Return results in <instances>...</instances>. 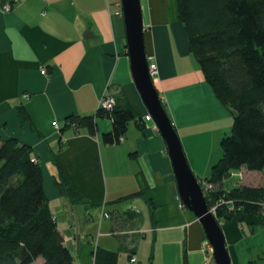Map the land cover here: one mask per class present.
I'll return each instance as SVG.
<instances>
[{
    "label": "crops",
    "instance_id": "obj_1",
    "mask_svg": "<svg viewBox=\"0 0 264 264\" xmlns=\"http://www.w3.org/2000/svg\"><path fill=\"white\" fill-rule=\"evenodd\" d=\"M140 4L145 52L157 69L154 85L191 170L203 180L221 157L233 116L190 51L174 0H146V9ZM119 10L120 0L0 6V139L15 137L31 147L75 264H95L97 246L117 252V264H216L199 220L178 197L159 130L144 121L148 111L131 75ZM104 95L135 115L118 143L101 139L111 129L108 118L97 119L93 135L85 127H62L68 115L94 113ZM19 104L28 116L22 120ZM58 168L85 203L72 204L59 193ZM235 185L263 186L264 168L232 171L224 187ZM220 225L231 264H264L263 227L234 219Z\"/></svg>",
    "mask_w": 264,
    "mask_h": 264
},
{
    "label": "trees",
    "instance_id": "obj_2",
    "mask_svg": "<svg viewBox=\"0 0 264 264\" xmlns=\"http://www.w3.org/2000/svg\"><path fill=\"white\" fill-rule=\"evenodd\" d=\"M5 3L15 6L14 0H0V6ZM174 4L190 51L216 98L233 116L230 132L220 141L221 157L203 178L213 186L205 196L207 204L215 207L219 223L234 219L264 228V185L224 187L230 173L240 167L264 168V0H174ZM17 111L21 120L28 117L23 105ZM99 118L111 120L102 141L115 144L135 115L115 103L108 110L98 107L92 114L68 115L62 127H85L93 135ZM136 122L143 127L141 118ZM56 185L72 204L85 203L61 168ZM38 257L42 264H75L49 208L31 147L15 137L0 139V264H31ZM117 259L115 251L98 246L94 250L95 264H117Z\"/></svg>",
    "mask_w": 264,
    "mask_h": 264
},
{
    "label": "water",
    "instance_id": "obj_3",
    "mask_svg": "<svg viewBox=\"0 0 264 264\" xmlns=\"http://www.w3.org/2000/svg\"><path fill=\"white\" fill-rule=\"evenodd\" d=\"M120 6L131 75L141 100L167 146L178 197L199 220L216 264H231L221 225L207 204L200 180L188 164L177 131L150 75L140 0H120Z\"/></svg>",
    "mask_w": 264,
    "mask_h": 264
},
{
    "label": "built area",
    "instance_id": "obj_4",
    "mask_svg": "<svg viewBox=\"0 0 264 264\" xmlns=\"http://www.w3.org/2000/svg\"><path fill=\"white\" fill-rule=\"evenodd\" d=\"M20 0H14V2H15V4L16 3H18ZM1 8L2 9H4L5 11H9V10H11V6L8 4V3H5V4H3L2 6H1ZM118 12H120V13H122V11L121 10H119ZM148 60H149V57H148ZM148 64H149V71H150V75H151V77L154 79V77H155V75L157 74V69H156V67H155V65L154 64H152V63H150V62H148ZM45 70H43V72H44ZM115 105V101H114V99L112 98V97H110V96H107V95H104L103 97H101V99L99 100V102H98V107L99 108H102V109H111V108H113V106ZM144 121H151L152 122V127L153 128H155V129H157L156 128V125H155V123L153 122V120H152V118H151V115L149 114V113H147V114H145L144 115ZM52 126H53V128H55L56 130H58L59 129V125H58V123L56 122V121H53L52 122ZM34 160V159H33ZM202 182V188H203V191H204V189H207L208 188V186L207 185H209L210 183H208V182H205L204 180L202 181V180H200V183ZM212 185L210 184V187H211ZM204 194H205V192H204ZM226 203H228L229 204V206H230V208H231V201H226ZM215 209V207L213 206V208L211 209V211L212 210H214ZM261 214L264 216V199H263V201L261 202ZM103 216L104 217H109V214H108V212H106V211H103ZM131 261L133 262V261H135V259L134 258H131Z\"/></svg>",
    "mask_w": 264,
    "mask_h": 264
},
{
    "label": "rangeland",
    "instance_id": "obj_5",
    "mask_svg": "<svg viewBox=\"0 0 264 264\" xmlns=\"http://www.w3.org/2000/svg\"><path fill=\"white\" fill-rule=\"evenodd\" d=\"M154 122V121H153ZM156 125V124H155ZM156 128H157V126H156ZM157 130H158V128H157ZM227 180V179H226ZM205 182H207V181H205ZM201 184V186H202V182L200 183ZM208 186V188L207 189H204V192H205V196H210L209 194H211V191H212V188H213V186H211L210 187V184L209 185H207ZM203 187V186H202ZM208 198H210V197H208ZM213 208V206H211V209ZM212 213L214 214L215 213V209L214 210H212ZM33 264H35V263H33Z\"/></svg>",
    "mask_w": 264,
    "mask_h": 264
},
{
    "label": "bare ground",
    "instance_id": "obj_6",
    "mask_svg": "<svg viewBox=\"0 0 264 264\" xmlns=\"http://www.w3.org/2000/svg\"><path fill=\"white\" fill-rule=\"evenodd\" d=\"M142 1V5H143V7L146 9V0H141Z\"/></svg>",
    "mask_w": 264,
    "mask_h": 264
}]
</instances>
